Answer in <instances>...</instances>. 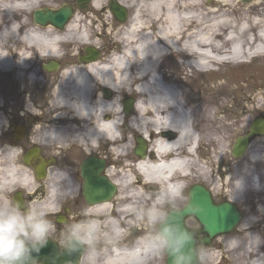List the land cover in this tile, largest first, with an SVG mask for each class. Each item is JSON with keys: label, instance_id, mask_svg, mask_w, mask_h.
I'll list each match as a JSON object with an SVG mask.
<instances>
[{"label": "bare ground", "instance_id": "bare-ground-1", "mask_svg": "<svg viewBox=\"0 0 264 264\" xmlns=\"http://www.w3.org/2000/svg\"><path fill=\"white\" fill-rule=\"evenodd\" d=\"M54 1L0 0V75H10L19 86L12 93L7 80L0 78V129L8 109L20 105V118L38 122L28 143L56 160L36 201L48 203L53 170L66 171L69 179L64 187L71 194L60 203L79 200L83 202L79 219L90 210L109 229L115 220L124 235H138L129 247L124 248L125 237L109 245L101 264H161V251L148 240L156 229L141 221L139 213L152 206L167 186L174 192L179 180L189 186L205 183L215 195L232 203L252 202V207L245 209V218L233 232L218 236L204 249L203 264L222 260V264H264V133L249 138L238 161L228 152L249 113L262 106L250 108L244 103L253 99L242 84L235 87L236 95L229 87H214L210 93L207 84L184 91L181 79L167 74L164 63L181 57L185 58L181 68L209 72L218 69L215 64L261 61L264 0L245 6L235 0H131L128 23L118 27L119 38L109 45L93 40L98 33L94 23L102 22L104 29L108 22L105 16L98 18L108 9L105 0H90V11L86 6L74 9L61 30L35 26L32 12ZM64 46L71 51L91 46L98 55L76 62L70 50L61 52ZM47 58L64 64L43 75L38 65ZM127 96L137 99L125 112L121 106ZM134 138L135 145L137 138L145 145L142 156L131 151ZM86 156L104 160L101 173L115 186L110 199L83 201L77 160ZM135 166L143 178L136 176ZM33 171L18 154H0V198L16 187H33ZM185 191L176 206L184 203Z\"/></svg>", "mask_w": 264, "mask_h": 264}, {"label": "clouds", "instance_id": "clouds-1", "mask_svg": "<svg viewBox=\"0 0 264 264\" xmlns=\"http://www.w3.org/2000/svg\"><path fill=\"white\" fill-rule=\"evenodd\" d=\"M51 179L53 188L48 203L33 201L22 207L18 201L0 198V264H37L32 254H38L57 231L56 222L49 217L60 210V201L71 193L64 187L69 179L66 171L54 169ZM240 186L241 182L237 181V187ZM181 196L182 189L163 192L138 218L156 228L148 240L157 251L171 255L173 264H202L203 253L197 249L196 235L184 226L179 216L182 210L190 214L198 212L199 208L196 205L177 208L175 202ZM81 215L82 219L74 221L61 233L63 243L57 242L68 254L83 250L78 264H101L108 246L122 239L124 232L115 220L110 221L109 229L98 214L90 210ZM233 246H237L235 242Z\"/></svg>", "mask_w": 264, "mask_h": 264}, {"label": "water", "instance_id": "water-1", "mask_svg": "<svg viewBox=\"0 0 264 264\" xmlns=\"http://www.w3.org/2000/svg\"><path fill=\"white\" fill-rule=\"evenodd\" d=\"M250 0H241V2H248ZM89 0H75L77 7L83 8ZM113 17L122 22L126 18L125 10L118 6L112 0L109 5ZM73 12V7L70 4H62L57 10L43 8L36 10L34 13V21L41 25L51 24L57 29H62L64 24L69 20ZM85 54L79 56L78 60L87 62L94 60L97 56L96 51L92 47L85 48ZM43 68L47 71H54L57 68V62L49 61ZM109 95V92H105ZM124 111L128 112L131 109V100L126 98L123 102ZM264 132V118L257 117L249 125L248 131L235 139L231 154L234 157L242 155L248 145L249 137L261 135ZM136 146L133 149V154L142 156L145 151V145L142 144L140 138L136 139ZM31 151H38L32 149ZM24 161L35 167L36 171H43L48 161H44L39 154H26ZM54 163V160H51ZM104 168V161L95 157L86 158L81 164V175L83 177V196L86 203L92 204L103 200H108L115 191V187L107 178L100 174ZM15 200V198H14ZM189 205H196L199 211L196 213L187 214L183 210L179 216L181 222L186 227L184 220L186 217H192L199 225L198 231H192L196 235V246L209 245L212 240L222 234L230 233L240 220V212L238 208L230 202L215 203L212 200L210 192L201 185H194L189 191V200L182 208L185 209ZM58 222H65V219L58 218ZM198 235H201L200 237ZM80 251L68 254L63 249H60L56 242L49 240L47 245L43 247L40 252L33 253V258L41 264H78ZM165 264H173V257L166 253Z\"/></svg>", "mask_w": 264, "mask_h": 264}, {"label": "rangeland", "instance_id": "rangeland-1", "mask_svg": "<svg viewBox=\"0 0 264 264\" xmlns=\"http://www.w3.org/2000/svg\"><path fill=\"white\" fill-rule=\"evenodd\" d=\"M119 1V0H116ZM121 1V0H120ZM124 1V4L127 8H128V1L131 0H122ZM236 2H238L240 5L245 6L246 4H248L250 1L248 2H241V0H235ZM108 2L109 0H105V5L106 7H108ZM62 3H70V4H74V0H55L53 3H50V7L51 9H56L60 6V4ZM88 11L89 10V4L86 6ZM38 8V7H37ZM75 9H77L75 7ZM130 9L128 8V12L130 13ZM98 14V13H97ZM105 16L106 21H108L105 24V27L103 29L102 26H104L102 24V22H95L94 26L97 29V34H95L93 36V40H100L102 42H105V45H109L110 43H112L113 41H116L119 38L118 35V27H123L125 26L128 22L123 23L121 26H116L115 23L113 22V18L111 16V13L109 12L108 9H106V13L104 15H102V13L98 14V18L100 20H102V17ZM111 32H110V30ZM249 37H253L251 35H249ZM236 46V45H234ZM71 47V46H70ZM65 49V46L61 48V52ZM68 51L70 50V48H66ZM83 46H80L79 50L82 51ZM66 50V51H67ZM77 50V51H79ZM97 50V49H96ZM245 50H247V46L245 48ZM76 50H73L71 52V57L75 56L77 53ZM99 51V50H98ZM113 53V52H111ZM168 59H166L164 61L165 65H166V73L167 74H171L174 77L176 76L177 78H180L182 83L180 85H182V89L184 91L190 89V90H195V89H202L203 86L205 84H207L206 86L209 87V92L213 93L214 92V87L215 88H224V87H229L230 89H233L234 91V95L239 93V90L236 89L235 87L239 84H242L244 86V89L246 91V94L250 95L251 98L253 99L251 102H248L247 100H245V104L249 105L250 108H252V106L254 107H259L262 106L261 108H258L254 111H251V113H249V117H248V121L246 122V125L244 126V128L242 130H240L236 136L234 137L231 145L228 148V152H229V156L234 160V161H238L240 159L241 156L239 157H234L231 155V146L235 140L236 137L243 135L249 127L250 122L257 116L260 117H264V59H261V61L259 59H253L251 61H246V62H240L237 64H227V63H223V64H219L217 65L218 69L217 70H211L209 72H200L198 70H191V69H183L179 66L180 61L184 60L185 58H181V57H173L172 59H170L169 61H167ZM46 61V60H45ZM43 63V62H42ZM64 63V62H63ZM216 67V66H214ZM38 69L40 70V72L43 75H46L48 73H45L42 71L41 68V64L38 65ZM52 72V71H51ZM1 79H5L7 80V85L8 87H12L14 89V92L12 93H17V88L19 89V86H17V84L15 82H13L12 77H10V75L6 74V75H0ZM0 79V80H1ZM12 84H16V86H13ZM221 84L223 86H221ZM131 97V96H129ZM134 98V97H131ZM135 99V98H134ZM254 101V102H253ZM228 105H231V102L228 103ZM3 142L0 141V150L4 147ZM6 144V143H5ZM135 146V138L132 139V145H131V151L133 150ZM6 148V147H5ZM264 148V147H263ZM4 149V148H3ZM73 152V151H72ZM246 152H244L243 154H245ZM72 157L75 156V154H71ZM243 156V155H242ZM83 157L84 159L87 158ZM81 158V160L83 159ZM83 159V160H84ZM80 160V161H81ZM83 160L80 162L77 160V164L80 162V164L83 162ZM107 163V160H105V164ZM77 166V165H76ZM195 184V183H194ZM201 184L203 187H205L207 190H209V188L205 185V183H199ZM190 190V189H189ZM189 190L188 193L187 191L183 194L184 196V203L180 206H176L177 208H181L183 207L189 198ZM213 201L214 202H221V201H227L226 199L215 195L211 190H209ZM84 198V197H83ZM79 199V198H78ZM81 199V198H80ZM77 200L76 205H71V209L74 214L76 211V215L75 218H77L80 215L81 212V205L83 204V202ZM230 202V201H229ZM71 202L67 203L70 204ZM237 208L239 209L240 213H241V220L245 218V209L252 207V202L251 203H247L245 205L240 204V203H234ZM167 207V206H166ZM264 213H261V216ZM74 218L69 219L68 223L66 224H60L61 226V230H59L58 233H56L58 235V241L60 243H63V241L60 239L61 233H63L65 231V229L73 223ZM241 220L239 222V224L241 223ZM186 225L189 228L195 229L197 228V223L192 219V218H187L185 220ZM264 223V222H263ZM238 224V225H239ZM238 226H236L237 228ZM235 228V229H236ZM156 229V228H155ZM234 229V230H235ZM233 230V231H234ZM232 231V232H233ZM55 233V232H54ZM54 233H52V235H54ZM130 239V238H129ZM222 256H224L223 254H220L219 258L220 260L222 259ZM223 263V260L221 261V264ZM39 264V263H37ZM161 264H163V261L161 260Z\"/></svg>", "mask_w": 264, "mask_h": 264}, {"label": "flooded vegetation", "instance_id": "flooded-vegetation-1", "mask_svg": "<svg viewBox=\"0 0 264 264\" xmlns=\"http://www.w3.org/2000/svg\"><path fill=\"white\" fill-rule=\"evenodd\" d=\"M109 2H108V7L107 8L110 11ZM43 6L44 5H42V6L38 7V8H41ZM34 11L32 12L31 16H32V23L35 26H39V27L52 26V25H49V24L48 25H41V24L36 23L34 21ZM111 16H112L113 22L115 24L119 23L113 17V15H111ZM126 17L127 18H126L125 22H128V8L126 10ZM65 26H64V28H65ZM65 47H69V46H65ZM66 50L67 49L65 48L62 52H65ZM80 54H83V49H82V51L81 50L77 51L76 55L73 56L72 58H74V60L76 62H79L78 56ZM51 59L52 58H47L46 61L41 64V68H42L43 72L49 73V74L55 73V71L60 69L63 66V64H64L63 63L64 61H62L61 59H54L58 63L56 70L52 71V72L51 71H47V70H45L43 68V66L46 65L49 62V60H51ZM17 90H19V89L17 88ZM8 91L14 92V89L10 86L8 88ZM20 108H21L20 105H17L13 109H8L7 119L4 122L2 129H0V141L3 142L2 143L3 146H4L3 148L6 147V150H0V154H18L19 158L21 160L23 159L22 157H23L24 154H44L45 155L46 153L44 151H41V150H39V151H30V149L32 147L36 146V145H30L28 143V141L32 137V131L38 125V122L35 121V120L34 121L30 120V119H28L25 116H21V118H20L18 116V114L21 112ZM0 112L2 113L1 109H0ZM45 156H46L45 159H47V160H49L51 158V157H48L47 155H45ZM60 162L61 161L58 159L57 163H60ZM80 162L78 163L79 172H80V165H81ZM50 166H51L50 163H48L44 167L43 171H35L34 170L32 172V177H33L32 180H33V182L34 181L36 182V183H33L34 186L31 187V188H28V189L24 188V187H16L9 193L8 198L13 199V200L15 198V201L20 202L22 207H23V204L30 205L33 201H36V199H35L36 195H38V197H39L45 191L44 182L46 181ZM81 189H82V184H81ZM81 196H82V192H81ZM82 198H83V196H82ZM83 201H84V198H83ZM69 202H71V203L67 204ZM71 205H73V206L76 205V201L61 202L60 210L49 217L50 219H52V220H54L56 222V226H57V231L54 233V235L51 234V238H52L51 240H54L56 242L58 241L57 240L58 239V235L56 233H58L59 230H61V226H60L59 223H57V221H56L57 218L65 219L66 223H68L69 219H72V218H74L73 221L79 220V217L75 218V216H74V215H76V211H75V214L73 212H71L72 211V209L70 207ZM263 220H264V215H263ZM190 229H192V228H190ZM197 229L198 228H195V229H192V230L196 231ZM263 231H264V226L261 227V232H263ZM137 238H138V235H135V240ZM214 241H215V239L212 241L211 244H213ZM59 247H60V245H59ZM205 248L206 247H204V246H199L198 250H200L203 253ZM161 254H162L161 260L163 261V264H164L165 258H166V254L163 251H161ZM201 262H202V255H201ZM202 264H203V262H202Z\"/></svg>", "mask_w": 264, "mask_h": 264}]
</instances>
